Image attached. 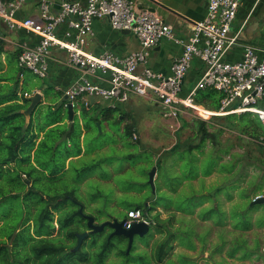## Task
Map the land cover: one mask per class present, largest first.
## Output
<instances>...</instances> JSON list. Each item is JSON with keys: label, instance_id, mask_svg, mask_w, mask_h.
Returning <instances> with one entry per match:
<instances>
[{"label": "trees", "instance_id": "obj_1", "mask_svg": "<svg viewBox=\"0 0 264 264\" xmlns=\"http://www.w3.org/2000/svg\"><path fill=\"white\" fill-rule=\"evenodd\" d=\"M2 52L0 42V54ZM2 81L6 80L0 76V82ZM48 90L47 88L44 91L46 98L50 96L60 98L59 92L49 95ZM220 98L221 94L215 90L205 89L198 92L196 101L206 109L215 110L219 106ZM60 101L55 109L52 104H39L27 123L22 114L28 105L26 97L8 91V87L0 83V264H117L118 262V264H136V262L146 264L147 260H149L147 264H150V259L154 264H196L192 256L184 252L176 254L177 247L192 252L199 250L201 253L209 252L210 248V258L214 252H222L225 247L229 258H234L236 255H238L236 258L241 260L252 256L255 259L264 258V250L261 251L263 243L254 239L253 244L249 246L244 238V232L249 231L253 226L264 225V204L251 205L258 195L249 199L248 194L245 193L246 187L245 190L239 188V191L243 192L239 196L242 197L240 202H245L247 205L243 208L240 204L237 205L235 214L229 212L230 208L227 214L221 209L218 195L222 192L223 186L228 185L232 190L237 188L236 181L229 180V177L238 175L236 166L240 165L238 162L237 165L231 162L234 159L233 154H230L229 163H219L221 157L212 158L209 155L199 162L198 156L191 153V148L186 150L191 157L190 161L206 163L205 169L201 172L203 176H209L215 167L218 171L228 173V176L224 177L228 181L215 183L212 189L211 184L208 187L210 189L206 188L205 193L201 192L200 196L193 190H190V193L195 198L201 197L202 202L215 200L218 203L216 207L208 208L203 215L198 212L197 217L206 221L212 219L211 215L215 210L221 209L222 214L214 223L223 226V221L230 220L233 237L229 241L223 232L217 235L218 241H208L210 230L196 232L195 220L176 219L175 222V212L192 215L194 209L202 202L193 203L190 200L180 199L174 202L173 199H167L162 207L160 206L162 203L156 197L155 185L153 199H146L144 206L129 204L126 208L128 211L140 209L144 217L149 220L151 231L149 236L154 233L160 235V238L153 243L151 257L142 252L134 253V242L128 253H126L127 248L125 251L122 247L116 246L119 242L128 243V241L123 236H110L112 232L110 227L106 226L100 232L90 233L86 216L92 217L96 224L111 217L105 212L109 201L101 186L113 185L108 165L112 160L97 158L99 153L106 152L107 146L89 147L86 140L90 138L96 144L95 139L103 136L104 124L120 125L122 122L117 120L121 114L116 109H99L95 106L90 109L82 108L79 110V115H74L69 121L63 108L64 101ZM98 110L99 113L96 114ZM217 120L222 125L236 128L240 135L254 139L260 143L261 150H264V128L256 116L251 113L231 114ZM96 123L100 124L101 133L98 132ZM130 129L131 127L126 126L117 133L113 132L114 137L117 138L113 142L118 146L116 148H124L128 152L136 146L131 142ZM119 135L128 138V145H124ZM202 135L200 144L205 142L204 130ZM110 146L113 148L112 145ZM201 147L202 145H198L197 149ZM113 153L116 155L114 151ZM224 153L228 154V151L225 150ZM131 154L127 155L128 158L132 157ZM128 158L123 157V160ZM159 161L155 164L154 175H158V168L161 170L162 165ZM103 165L109 169V173L95 171ZM171 167L174 169V165ZM175 167L173 179L180 180L178 185L169 182L159 187V192L174 197L178 196L181 189L189 185L199 173L191 171L184 175L182 168ZM90 187L93 188V193L88 191L91 190ZM260 188L261 185H256L253 191ZM139 192L144 191L139 190ZM226 196L230 198L231 193ZM191 205L195 206L193 210ZM157 208L169 211V217L162 219ZM259 209H263V212L254 223L251 222L250 212ZM123 216L125 218L126 213ZM84 232L88 235L83 239L79 249L73 251L77 243V235ZM102 236L105 237L99 242ZM91 237L98 238L90 242ZM137 239L139 238L135 237L134 241ZM113 247H115L114 252L109 253ZM174 256L175 259L172 258ZM110 257H117V260L109 261Z\"/></svg>", "mask_w": 264, "mask_h": 264}, {"label": "built area", "instance_id": "obj_2", "mask_svg": "<svg viewBox=\"0 0 264 264\" xmlns=\"http://www.w3.org/2000/svg\"><path fill=\"white\" fill-rule=\"evenodd\" d=\"M26 0H0V19L9 30H24L34 35L33 45H18L16 62L38 78H46L51 49L67 54L66 63L75 72L74 80L63 90L64 108H88L89 99L102 101L107 109H116L131 96L152 100L160 105L164 119L176 121L180 115H193L210 121L231 114L251 113L264 128V48L242 43L239 33H231L241 0H207L206 14L192 24L191 35L184 41L174 37L172 28L162 18L146 10H137L134 0H62L56 14L49 11V0H39V18H17ZM101 19L117 32L128 31L138 41L140 50L123 56L105 51L94 55L84 51L86 39L93 35L92 22ZM65 27L63 38L58 36ZM163 39L181 44L182 51L165 76L144 67L149 51ZM242 49V59L224 60L232 49ZM258 53L263 58H258ZM197 60L203 70L193 87L182 95V84ZM141 70L139 71V68ZM212 89L221 94L215 110L197 103L199 91ZM27 96V94H24ZM129 229L135 223H146L140 209H131L121 220Z\"/></svg>", "mask_w": 264, "mask_h": 264}, {"label": "rangeland", "instance_id": "obj_3", "mask_svg": "<svg viewBox=\"0 0 264 264\" xmlns=\"http://www.w3.org/2000/svg\"><path fill=\"white\" fill-rule=\"evenodd\" d=\"M15 45V43H4L5 50L10 54L14 53ZM4 59L5 57H2L3 63L5 61ZM16 77H18V75ZM22 78L23 82L16 88L19 92H30L34 86L39 84L38 78L29 71H25ZM19 79L20 78L18 77V80ZM37 91L42 92L41 89H37ZM49 93L53 95L54 92L51 90ZM53 104H55L54 100ZM262 104L264 105V102ZM117 122L122 123L120 125L114 123L108 126L104 124L103 136H98L95 139L96 144L92 139L90 140V138L86 140L89 147H94V145L98 148L102 145L107 146L106 152L102 151L98 154L97 158L99 160L104 159L105 161L107 158L108 160L109 158L112 160L108 165L110 166V177L113 185L106 184L101 186V189L104 190L109 201L105 212L110 214L111 217L106 220L110 221L112 219H117L118 221H121L124 218L123 214L128 211L126 208L129 204L144 206L143 204L146 199H149L151 195L148 186V173L153 167H155V164H157L159 159L161 161L160 165H162L161 170L158 168L157 172L159 176L154 175L153 178L155 179L158 177L154 180V185L156 187V197L159 198V202L162 203L160 206L162 207H164L167 199H173L174 202L176 199L185 201L190 200L193 203H198L199 201L202 202L201 197L195 198L194 196H191L192 194L190 193V190L196 191L198 196H200L201 192L202 194L205 193L206 188L211 184L212 186L210 188L212 189L213 186L216 185L215 183L223 182L224 180L228 181L224 178L228 176V173L218 171V168L216 167L207 177L201 174L206 167V163L203 162L202 164H199V162L203 161L208 155L212 158L217 156L221 157V159L218 160L219 163H229L231 158L230 154H233L234 159L231 160V162L236 165L240 163L239 166H236V172L238 175H234L235 177H229V180L232 179V181H236V190H232L228 185H224L222 192L218 195L221 209L225 211L226 214L228 213L229 208V212L231 214L234 212L233 214H235L237 212V205L240 204L242 208L247 205L245 202H240L242 201L240 199L242 197L239 196L243 192L239 191V188H244L245 190L246 187L245 193L248 194L249 199L254 198L255 195H258V197L264 196V150H261L260 143H257L254 139H251L248 136L240 135L236 128L222 125L217 119L210 121L211 124H202V121L193 115H180L176 121L166 120L162 117L160 108L156 107L153 102L146 99L132 101L123 111L121 121L119 115ZM126 126L131 127V142L136 145L128 152L125 151L123 147V149H120V147L116 148L118 146L113 143L117 139L114 137L113 132L117 133L119 132V129ZM203 130L206 132V138L205 142L200 144ZM119 138L124 145H128V138L121 137V135H119ZM110 145H112L113 148ZM198 145H202V147L197 149ZM189 148H191L192 154L198 156L199 162H196L195 160L190 161L191 157L186 152ZM225 150L228 151V154L224 153ZM113 151L116 155H114ZM200 151H202V153H200ZM129 153H132V157L130 158L127 156ZM237 154L240 156H236ZM123 157H127L128 159L123 160ZM172 165H174V169L171 167ZM175 166L182 168L184 175L191 171L199 172L198 176L189 182V185H186L183 188L180 187L183 190L181 189V193L176 197L159 192V187L161 185H166L169 182L178 185L180 182L179 179H173L174 170L176 169ZM95 171L97 173H109V169L105 167V165ZM256 185H261V188L253 191V188ZM90 188L91 190L88 189V191L93 193V188ZM180 188L178 190H180ZM139 190H143L144 192L140 193ZM228 193H231L230 198L226 196ZM217 204L218 203L215 200H204L200 206L195 209V206L192 207L191 205L190 207L192 210L194 209V213L188 215L182 212H175V222H177L176 219L182 221L195 220L196 232L210 230L208 241H218L217 235L222 232L226 235L229 241L233 237V228L230 224V220L226 219L223 221V226H218L214 223L218 216H221V209L218 211L215 210L212 213V219L203 221L197 217L198 212L203 215L208 208L216 207ZM157 211L161 213L160 217L162 219L168 218L170 215L169 211L162 208H157ZM261 212H263V209L250 212L252 217L251 222L254 223ZM98 222L99 224L102 223V221ZM148 236L134 241V253L142 252L148 257H151L153 243L160 238V235L154 233L151 237ZM104 237L105 236H102V238L99 239V242ZM97 238L98 237H91L90 242H93ZM244 238L247 240L249 246L253 244L254 239H258L260 243H263L261 244V251H263L264 225L261 227L253 226L249 231L244 232ZM197 245L199 246L198 242ZM116 246L122 247L126 251L127 243L125 241L122 243L119 242ZM226 249L227 247L223 248L222 252H214L212 258L209 257L210 248L209 252L204 251L201 253L199 250L197 252H192L177 247L175 248V253L184 252L192 256V259L195 260L196 264H264V258L255 259L254 256L244 260L236 258L238 255L234 258H229L226 255ZM114 250L115 247H113L109 253L114 252ZM172 258L175 259V256ZM113 260L116 261L117 257L109 258V261ZM147 261H145L146 264ZM136 264L139 263L136 262ZM150 264H154V261L151 259Z\"/></svg>", "mask_w": 264, "mask_h": 264}, {"label": "crops", "instance_id": "obj_4", "mask_svg": "<svg viewBox=\"0 0 264 264\" xmlns=\"http://www.w3.org/2000/svg\"><path fill=\"white\" fill-rule=\"evenodd\" d=\"M62 0H49V11L52 14H56L59 9V4ZM78 2L85 4L86 0H77ZM136 2L137 10H146L150 13L162 18L172 28L174 37L179 41L186 40L192 32V24L204 19L206 14L207 0H134ZM39 0H26L19 11L16 12L17 18H39ZM57 32L60 38H63V31L65 27H60ZM93 35L87 37L86 43L83 46L84 51L94 55H99L105 51L111 52L118 56H123L129 52L140 50V45L137 39L132 34H125L122 32L113 31L105 22L101 19H94L92 22ZM230 32L239 33V38L242 43L252 45L258 48H264V0H241L240 6L237 9L235 19L231 25ZM0 42L2 43L3 52L0 54V76L6 80L0 82L1 85L8 87V91L15 92L16 95L27 94L28 97L32 95L37 89H41L42 101L40 105L52 104L53 108L57 106L63 100V90L74 80L76 72L67 65V54L57 49H51L50 59L48 61L49 70L46 78H38L39 84L34 86L30 92L16 90L17 86L23 82V73L25 69L18 67L16 58L18 45L21 43H27L33 45L37 42V38L27 33L24 30H9L6 24L0 19ZM12 43L15 45L13 54L8 53L5 50L4 43ZM182 51L181 44H175L170 39H163L156 47L149 51L147 60L144 67L151 69L156 73H161L165 76L170 74V66L175 57H178ZM2 57H5L4 63ZM258 58L262 59L263 54L258 53ZM242 59V49L236 47L227 52L224 56V60L229 63H235ZM141 67L139 68V71ZM203 70L202 64L194 60L191 63L190 70L185 76L182 84V95H185L189 91L195 82L198 80L199 75ZM20 78L18 80V77ZM49 89L52 92L60 93L58 97H45V90ZM39 92V91H37ZM53 93V95H54ZM49 95H51L49 93ZM144 99L141 97L131 96L127 103L120 105L116 108L123 114V111L127 106L135 100ZM53 100L55 104H53ZM148 100V99H146ZM154 105L158 108L161 107L156 102ZM97 106L99 109H105V105L102 101L89 99V107H78L74 110L73 117L79 115V110L90 109ZM64 108V106H63ZM107 109V108H106ZM67 114L66 108H64ZM99 113V110L96 114ZM120 115V120H121ZM68 117V116H67ZM72 117V119H73ZM215 120V119H213Z\"/></svg>", "mask_w": 264, "mask_h": 264}, {"label": "water", "instance_id": "obj_5", "mask_svg": "<svg viewBox=\"0 0 264 264\" xmlns=\"http://www.w3.org/2000/svg\"><path fill=\"white\" fill-rule=\"evenodd\" d=\"M122 33L129 34L128 31H122ZM26 100L28 102L27 107L22 111V114L25 117L26 122H29L30 116L32 115L35 108L41 103L42 101V94L40 92H34L32 95L26 97ZM68 120L71 121L73 117L74 110L70 104L67 105L66 108ZM96 127L98 129V132L101 133L100 124L96 123ZM156 168L153 167L149 173H148V184L151 190V195L149 200L153 199L155 195V187H154V174H155ZM255 204H264V196L256 197L252 202L251 205ZM87 220V227L89 228L90 233H97L102 231L106 226L110 227L112 229V232L110 233V236L118 235L123 236L127 239V251L129 252L133 242L134 238H144L149 235L150 233V226L146 223H135L131 226L129 229H124L122 227V222L118 221L117 219L112 220H106L102 222L101 224L94 223V219L90 216H86ZM88 235L87 232H84L82 234L77 235V243L74 247L73 251H76L79 249L83 239Z\"/></svg>", "mask_w": 264, "mask_h": 264}]
</instances>
